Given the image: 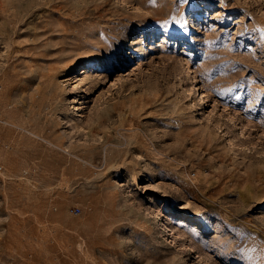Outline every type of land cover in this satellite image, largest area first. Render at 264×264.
I'll use <instances>...</instances> for the list:
<instances>
[{
    "label": "rangeland",
    "instance_id": "rangeland-1",
    "mask_svg": "<svg viewBox=\"0 0 264 264\" xmlns=\"http://www.w3.org/2000/svg\"><path fill=\"white\" fill-rule=\"evenodd\" d=\"M0 264H264V0H0Z\"/></svg>",
    "mask_w": 264,
    "mask_h": 264
},
{
    "label": "snow or ice",
    "instance_id": "snow-or-ice-1",
    "mask_svg": "<svg viewBox=\"0 0 264 264\" xmlns=\"http://www.w3.org/2000/svg\"><path fill=\"white\" fill-rule=\"evenodd\" d=\"M185 2H187V0H185ZM181 31H187V25L186 24L182 27Z\"/></svg>",
    "mask_w": 264,
    "mask_h": 264
},
{
    "label": "bare ground",
    "instance_id": "bare-ground-1",
    "mask_svg": "<svg viewBox=\"0 0 264 264\" xmlns=\"http://www.w3.org/2000/svg\"><path fill=\"white\" fill-rule=\"evenodd\" d=\"M78 109H80V108H78Z\"/></svg>",
    "mask_w": 264,
    "mask_h": 264
}]
</instances>
